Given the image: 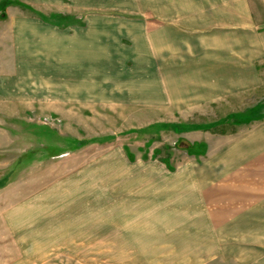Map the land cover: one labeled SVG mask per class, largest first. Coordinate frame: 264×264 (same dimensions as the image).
Segmentation results:
<instances>
[{"label": "rangeland", "instance_id": "obj_1", "mask_svg": "<svg viewBox=\"0 0 264 264\" xmlns=\"http://www.w3.org/2000/svg\"><path fill=\"white\" fill-rule=\"evenodd\" d=\"M14 3L0 0L3 68L9 51L2 19ZM200 3L210 9H192ZM111 4L116 17L139 6L150 15L176 5L164 14L213 28L214 42L192 50L206 49L214 64L238 62L242 45L264 75V0ZM254 88L204 106L0 98V264H235L207 262L211 250L194 241L206 234L190 235L188 227L203 225L185 179L205 147L211 151L263 119L264 88Z\"/></svg>", "mask_w": 264, "mask_h": 264}, {"label": "crops", "instance_id": "obj_2", "mask_svg": "<svg viewBox=\"0 0 264 264\" xmlns=\"http://www.w3.org/2000/svg\"><path fill=\"white\" fill-rule=\"evenodd\" d=\"M13 1L2 19L9 57L0 67V98L92 107L204 106L254 91V84L264 88L259 60H248L242 45L238 62H209L204 48L197 57L199 50L192 47L214 42L213 28L188 27L177 13L164 14L176 5L150 15L139 6L138 12L116 17L108 9L112 0ZM207 5L192 9H210ZM247 126L229 142L211 151L205 147L203 161L195 162L193 176L185 179L186 195L199 203L195 215L203 225L188 231L206 234L194 241L211 250L203 256L207 262L219 257L264 264V117Z\"/></svg>", "mask_w": 264, "mask_h": 264}, {"label": "trees", "instance_id": "obj_3", "mask_svg": "<svg viewBox=\"0 0 264 264\" xmlns=\"http://www.w3.org/2000/svg\"><path fill=\"white\" fill-rule=\"evenodd\" d=\"M16 2V1H15ZM7 3V2H6ZM6 181V178H3L2 180H0V186L4 184V182Z\"/></svg>", "mask_w": 264, "mask_h": 264}]
</instances>
